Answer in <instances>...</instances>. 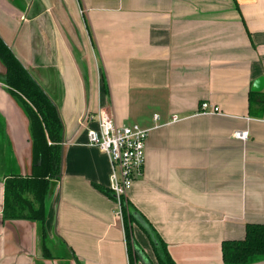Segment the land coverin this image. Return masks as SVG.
<instances>
[{
  "label": "crops",
  "instance_id": "crops-1",
  "mask_svg": "<svg viewBox=\"0 0 264 264\" xmlns=\"http://www.w3.org/2000/svg\"><path fill=\"white\" fill-rule=\"evenodd\" d=\"M0 36L63 124L45 257L38 222L3 218L4 179L30 175L32 140L0 61V264H157L135 221L131 256L119 203L100 189L110 161L86 139L100 107L117 125L162 124L124 197L175 264H224L222 241L264 223V88L251 89L264 77V0H0ZM202 101L219 113L197 114Z\"/></svg>",
  "mask_w": 264,
  "mask_h": 264
},
{
  "label": "trees",
  "instance_id": "trees-1",
  "mask_svg": "<svg viewBox=\"0 0 264 264\" xmlns=\"http://www.w3.org/2000/svg\"><path fill=\"white\" fill-rule=\"evenodd\" d=\"M0 61L5 67L6 84L10 91L24 103L32 140V166L28 176L9 175L4 179L3 218L32 219L42 229L43 256L50 257L45 246V197L51 180H59L61 173V139L63 124L59 110L28 69L13 53L0 36ZM112 199L115 195L100 188ZM124 223L125 241L132 256L136 242L131 231L135 221L147 233L152 243L157 264H175L166 244L138 213L129 201L120 197L119 201ZM224 264H250L264 258V223H247L242 238L225 239L221 243Z\"/></svg>",
  "mask_w": 264,
  "mask_h": 264
},
{
  "label": "built area",
  "instance_id": "built-area-1",
  "mask_svg": "<svg viewBox=\"0 0 264 264\" xmlns=\"http://www.w3.org/2000/svg\"><path fill=\"white\" fill-rule=\"evenodd\" d=\"M219 111L218 106L202 101L197 114H216ZM87 119L96 123L95 127L87 128V144L97 147L108 156L111 165L108 189L120 203V197L125 196L134 180L143 175L148 132L162 124L156 122L150 128H142L137 124L117 125L105 107H100L95 113L87 115ZM153 119L158 121V114H153ZM181 119L180 116L172 115L164 124ZM259 120L264 122V115ZM233 136L246 140L248 131L236 130ZM117 212L121 213L120 205Z\"/></svg>",
  "mask_w": 264,
  "mask_h": 264
},
{
  "label": "water",
  "instance_id": "water-1",
  "mask_svg": "<svg viewBox=\"0 0 264 264\" xmlns=\"http://www.w3.org/2000/svg\"><path fill=\"white\" fill-rule=\"evenodd\" d=\"M264 88V77L261 76L259 78H257L254 82H253V85L251 87L252 90H261ZM58 180H51L50 181V184H49V188L47 190V193H46V197H45V200L47 198V196L51 195L53 190H54V186L55 184L57 183ZM142 222V221H141ZM143 223V222H142Z\"/></svg>",
  "mask_w": 264,
  "mask_h": 264
},
{
  "label": "rangeland",
  "instance_id": "rangeland-1",
  "mask_svg": "<svg viewBox=\"0 0 264 264\" xmlns=\"http://www.w3.org/2000/svg\"><path fill=\"white\" fill-rule=\"evenodd\" d=\"M108 186H109V184H108ZM258 260H264V258H259V259H257L256 261H254L253 263H251V264H254V263H256Z\"/></svg>",
  "mask_w": 264,
  "mask_h": 264
}]
</instances>
